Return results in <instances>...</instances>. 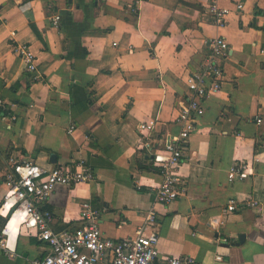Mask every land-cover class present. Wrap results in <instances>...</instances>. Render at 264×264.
Segmentation results:
<instances>
[{
  "label": "crops",
  "instance_id": "crops-1",
  "mask_svg": "<svg viewBox=\"0 0 264 264\" xmlns=\"http://www.w3.org/2000/svg\"><path fill=\"white\" fill-rule=\"evenodd\" d=\"M210 2L0 0V203L11 157L48 168L83 159L95 179L60 185L44 203L55 232L83 227L89 201L104 236L134 238L154 206L159 263L192 255L201 264H264V0H219L230 9L223 27ZM217 35L230 46L222 90L203 98L177 198L156 203L162 175L153 153L179 133L189 80ZM16 43L30 45L39 78ZM242 163L252 173L230 180ZM231 200L235 209L225 211ZM19 224L15 214L4 225L18 257L0 250V264H28L48 249Z\"/></svg>",
  "mask_w": 264,
  "mask_h": 264
},
{
  "label": "built area",
  "instance_id": "built-area-1",
  "mask_svg": "<svg viewBox=\"0 0 264 264\" xmlns=\"http://www.w3.org/2000/svg\"><path fill=\"white\" fill-rule=\"evenodd\" d=\"M208 10L215 25H226L230 13L228 7L220 5L219 0H211ZM60 19V14L51 17L55 25H59ZM14 48L23 59L26 70L33 78H39L36 56L30 45L16 43ZM229 48L225 36L217 35L211 39L206 60L189 80L188 102L180 109L178 116L179 133L163 150L153 153V160L160 167L162 175L156 191V203L169 204L178 196L182 156L196 129L197 118L204 113L203 98L222 90L223 60L228 55ZM261 53L264 54V48ZM258 121L261 122V118ZM152 128L151 124L141 127L146 133H150ZM73 129L74 125H71L70 131ZM142 143L147 149H151L147 139ZM251 173L250 167L242 163L230 170L229 179H243ZM94 179L93 168L83 159L48 168L22 155L11 157L5 175L7 190L0 203V214L7 219L15 214L19 215L21 231L31 233L48 244L46 253L30 258L28 264H201L192 255L171 256L159 263L160 235L157 229L158 214L154 206L148 210L146 219L134 238L115 240L104 236L98 226L101 213L89 201L83 202L80 208V217L86 221L83 227L74 231L55 232L51 226L52 213L43 208L51 193L60 185L76 186ZM250 204L255 206L257 203ZM234 209L235 201L231 200L225 211ZM5 226L0 230V250L8 257L16 258L18 252L16 248L9 246ZM217 258L222 259L221 256Z\"/></svg>",
  "mask_w": 264,
  "mask_h": 264
},
{
  "label": "trees",
  "instance_id": "trees-1",
  "mask_svg": "<svg viewBox=\"0 0 264 264\" xmlns=\"http://www.w3.org/2000/svg\"><path fill=\"white\" fill-rule=\"evenodd\" d=\"M43 208H45V207H43ZM0 217H1V223H0V230L4 227V225L7 223V218L6 217H4V216H2L1 214H0ZM64 232V231H63Z\"/></svg>",
  "mask_w": 264,
  "mask_h": 264
},
{
  "label": "water",
  "instance_id": "water-1",
  "mask_svg": "<svg viewBox=\"0 0 264 264\" xmlns=\"http://www.w3.org/2000/svg\"><path fill=\"white\" fill-rule=\"evenodd\" d=\"M54 157H55L54 155L51 156V158H54ZM243 237H244V236H242L241 239H243Z\"/></svg>",
  "mask_w": 264,
  "mask_h": 264
}]
</instances>
